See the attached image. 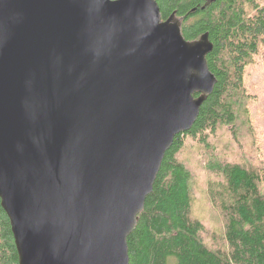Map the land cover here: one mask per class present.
Returning <instances> with one entry per match:
<instances>
[{"label":"water","instance_id":"water-1","mask_svg":"<svg viewBox=\"0 0 264 264\" xmlns=\"http://www.w3.org/2000/svg\"><path fill=\"white\" fill-rule=\"evenodd\" d=\"M179 23L155 0H0V205L18 264H128L163 157L216 83L208 35L187 42Z\"/></svg>","mask_w":264,"mask_h":264},{"label":"trees","instance_id":"trees-1","mask_svg":"<svg viewBox=\"0 0 264 264\" xmlns=\"http://www.w3.org/2000/svg\"><path fill=\"white\" fill-rule=\"evenodd\" d=\"M155 2L185 41L208 35L216 83L163 157L126 240L128 264H264V155L244 82L248 67L264 65V0ZM0 264H18L1 205Z\"/></svg>","mask_w":264,"mask_h":264},{"label":"rangeland","instance_id":"rangeland-1","mask_svg":"<svg viewBox=\"0 0 264 264\" xmlns=\"http://www.w3.org/2000/svg\"><path fill=\"white\" fill-rule=\"evenodd\" d=\"M244 82L253 97L248 100L249 118L254 122L264 155V65L261 61L248 67ZM211 245H214L212 241Z\"/></svg>","mask_w":264,"mask_h":264}]
</instances>
